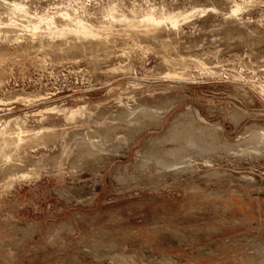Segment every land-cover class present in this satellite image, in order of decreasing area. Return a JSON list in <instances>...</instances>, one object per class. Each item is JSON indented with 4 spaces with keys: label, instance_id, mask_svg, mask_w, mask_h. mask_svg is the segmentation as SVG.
<instances>
[{
    "label": "rangeland",
    "instance_id": "obj_1",
    "mask_svg": "<svg viewBox=\"0 0 264 264\" xmlns=\"http://www.w3.org/2000/svg\"><path fill=\"white\" fill-rule=\"evenodd\" d=\"M3 1L31 8L25 26L60 11L107 22L114 6L191 17L153 39L116 24L85 50L42 48L24 27L0 41V121L45 131L15 153L31 177H0V264H264V0ZM230 187L259 223L222 210Z\"/></svg>",
    "mask_w": 264,
    "mask_h": 264
},
{
    "label": "bare ground",
    "instance_id": "obj_2",
    "mask_svg": "<svg viewBox=\"0 0 264 264\" xmlns=\"http://www.w3.org/2000/svg\"><path fill=\"white\" fill-rule=\"evenodd\" d=\"M1 2L6 4L5 7L8 6L6 8L7 11L5 13H9L11 16V18L9 16L10 19L9 18H7V19L4 18L5 20L0 19V41H3L2 42L3 45H6L11 41H19L22 38V36L18 35L19 33L17 32V30H19L21 27H24V28H27V30L32 33L31 36L33 35V37L37 36L40 38L39 44L42 48L47 46L48 48H54L55 50H59V51H64L67 49L85 50L87 48L97 46V44H99V43H102L105 41L108 42L109 38L111 36H113V34H114L113 32L116 31L115 33H117L119 31H121L120 28L122 29V27L124 25L126 26L125 31H127L128 33L131 32L132 35L133 34L134 35L142 34L144 36H148V37H151L153 39V38H156L158 30L162 29L164 26L171 27L172 29H177L178 27H180V24L183 21H187V19H189V17H191L187 13H184V14L183 13L182 14L181 13L180 14H172V13L164 14L165 12L164 13L162 12L163 14H161V16H158L156 14L157 12L156 13L150 12V13H147L144 15L141 14L142 16H129L130 14H127V15L126 14H120V10L118 9V7L114 6L107 12V13H109L108 14L109 19L107 22L102 21L100 23H98V22L96 23V22L92 21L90 19V16L87 15V13H89V11L88 12L84 11V13L86 15L84 14L83 16L82 15L75 16L76 14L73 15L70 12H61L60 11L58 13H61V14L58 16H45V14L40 16V14H39V15H36L37 17L35 18V16L33 17V14H32L33 19L32 20L29 19L30 21H28V23L26 22L27 25L25 26V24L23 25V23L22 24L18 23L16 21V17L18 15H21V16H24L26 18L27 17L30 18L29 16L32 13L30 11L31 8L29 9V7L24 2L9 3V2L3 1V0ZM245 10H244V6L241 4H238V2H237L234 4L233 7H231L228 14L230 15V17H237L240 14V12L242 13V11H245ZM33 13H35V12H33ZM185 14H187V15H185ZM116 24L119 27L121 24L123 25L120 28L119 27L117 28V29H119V31L114 29L117 27ZM140 28H143V29L140 30ZM21 29H23V28H21ZM119 34H120V32L116 35H119ZM121 34H123L122 31H121ZM124 35H127L126 32ZM34 39L35 38H33V41H34ZM57 42H61V44H58ZM95 42H97V43H95ZM116 42H117V40H116ZM54 49L52 52H54ZM98 49L99 48H97V50ZM31 50H33V49H31ZM47 50H49V49H47ZM59 51H57V52H59ZM30 52H32V51H30ZM38 52H40V51H38ZM0 57L4 58L6 56H5V54L4 55L0 54ZM172 59H174V58H172ZM167 61L170 63L169 60H167ZM176 62L175 63L172 62V63L175 65ZM180 64H181V66H185L184 63H183V65H182V63H180ZM168 65L169 64H167V66ZM170 65H171V63H170ZM177 66H179V64ZM172 68H174V67H172ZM171 71L172 70H170V72ZM173 71H174V69H173ZM186 76H187L186 74L174 72L171 74L169 73L166 78L169 81L180 82V83H189V81H190L188 79L189 77L187 76L188 77L187 78ZM260 89H261V87H260ZM258 90H259V88H258ZM259 92H260V90H259ZM261 93L264 95V89H261ZM38 98H37V100H35L32 103H34V104L38 103L39 104V103H43V101L47 100V99H45L46 97L45 98L38 97ZM28 100H29L28 101L29 103L28 102L27 103L30 104V102L32 100H30V99H28ZM26 101L24 100V102H26ZM1 110H3V109H1ZM83 110H84V107L76 109V110H72L71 112H69L67 119L68 120L77 119L78 117L83 115ZM60 111L61 110H58L57 106L56 107L53 106L52 108L48 109L49 114H57ZM22 117H24V116H22ZM25 121L16 120L15 127H12L14 124V123H12L13 122L12 119H11V121L5 122V123L0 121V177H2L3 179H7L10 183L15 182V181L20 180V179L24 180V179H28L29 177H31L30 176L31 174H27V173L24 174L20 178L16 177L17 175H19V173L21 171V169H20L21 165L18 164L19 162L17 163V160L15 159V153L16 152L18 153L19 150H21V148L23 146L30 144V142L33 139L32 138L33 136L35 138H37V137H39L45 133V131L35 132L33 130L26 128L25 126L27 124ZM58 164H59V162H58ZM59 166H60V164H59Z\"/></svg>",
    "mask_w": 264,
    "mask_h": 264
},
{
    "label": "crops",
    "instance_id": "obj_3",
    "mask_svg": "<svg viewBox=\"0 0 264 264\" xmlns=\"http://www.w3.org/2000/svg\"><path fill=\"white\" fill-rule=\"evenodd\" d=\"M226 187L227 186H225V188ZM224 190L226 192H228V194L230 196H231V193L234 192L235 193L234 196H235V198H236L237 201L234 202V204H232L231 207H228L225 202H222V203H224L222 205V207H221L222 210L229 209V210H231V211H233L235 213L236 212L239 213L240 215H242L243 218L249 219L251 221H254L255 220L256 223H259L258 222V220H259L258 219L259 218L258 214L259 213L257 211V205L255 204V202L250 197H246V196L237 194V192L234 190L233 187H230V189H228V190L227 189H224ZM239 203H240V205H242L244 207L243 209L246 208V210H248V212H241L242 210H241V206L239 205Z\"/></svg>",
    "mask_w": 264,
    "mask_h": 264
}]
</instances>
